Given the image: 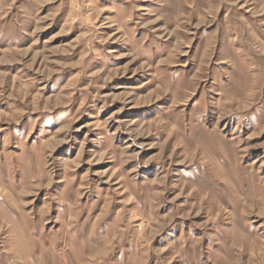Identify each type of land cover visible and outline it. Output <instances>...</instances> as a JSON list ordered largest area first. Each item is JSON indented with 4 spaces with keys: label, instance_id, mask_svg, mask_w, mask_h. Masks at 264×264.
Segmentation results:
<instances>
[{
    "label": "rangeland",
    "instance_id": "374dc122",
    "mask_svg": "<svg viewBox=\"0 0 264 264\" xmlns=\"http://www.w3.org/2000/svg\"><path fill=\"white\" fill-rule=\"evenodd\" d=\"M0 264H264V0H0Z\"/></svg>",
    "mask_w": 264,
    "mask_h": 264
}]
</instances>
